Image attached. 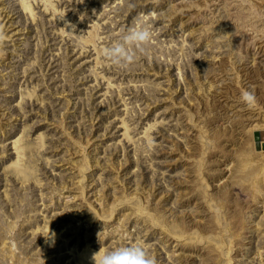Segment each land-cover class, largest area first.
Masks as SVG:
<instances>
[{
	"label": "rangeland",
	"instance_id": "1",
	"mask_svg": "<svg viewBox=\"0 0 264 264\" xmlns=\"http://www.w3.org/2000/svg\"><path fill=\"white\" fill-rule=\"evenodd\" d=\"M260 133L264 0H0V264H264Z\"/></svg>",
	"mask_w": 264,
	"mask_h": 264
},
{
	"label": "clouds",
	"instance_id": "2",
	"mask_svg": "<svg viewBox=\"0 0 264 264\" xmlns=\"http://www.w3.org/2000/svg\"><path fill=\"white\" fill-rule=\"evenodd\" d=\"M151 40V30L147 25L132 27L121 33L102 49L103 58L118 70L130 66L137 56L145 51V45ZM240 100L246 105L255 103L254 92L241 89ZM96 252L94 257L97 256ZM93 257V258H94ZM94 264H155L154 257L147 255L140 245L117 247L99 254Z\"/></svg>",
	"mask_w": 264,
	"mask_h": 264
},
{
	"label": "water",
	"instance_id": "3",
	"mask_svg": "<svg viewBox=\"0 0 264 264\" xmlns=\"http://www.w3.org/2000/svg\"><path fill=\"white\" fill-rule=\"evenodd\" d=\"M258 138H264V133L258 134Z\"/></svg>",
	"mask_w": 264,
	"mask_h": 264
}]
</instances>
